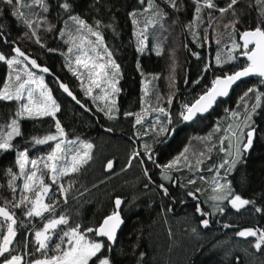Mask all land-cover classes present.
I'll return each mask as SVG.
<instances>
[{"label":"snow or ice","instance_id":"6c2138e0","mask_svg":"<svg viewBox=\"0 0 264 264\" xmlns=\"http://www.w3.org/2000/svg\"><path fill=\"white\" fill-rule=\"evenodd\" d=\"M242 3L243 0H223L221 6L220 0H191L192 19L184 25V28L191 33L193 43L197 48H202L210 41L215 42L218 46L222 45L226 48L227 54L222 56L220 51H217L216 68L212 67L211 62L204 64L202 72L205 74L212 72L210 86L206 85L192 101L181 104L177 122H195L198 118L204 117L220 98L229 96L233 85L242 78L256 77L259 85H264V0H254V3L253 0H247L243 7ZM138 4L139 8L129 11L127 15L133 25V36L137 39L136 52L143 53L146 41H149V29L159 25V28L165 31L166 22L171 16L167 9L179 12L184 5L177 0H138ZM51 7L48 0H31V2L0 0V11L6 10L15 18L18 25L24 29L23 35L28 36L30 33V38L41 49H45L46 45L42 42L40 29L43 28L45 32L53 35L58 32L56 38L67 46V51L61 53L65 58L67 71L80 81L81 91L92 99L96 112L102 113L109 121L117 119L120 112L117 97L122 90L118 86L121 66L113 58L114 53L107 46L101 31V28H108L115 32L113 25L104 24L101 19H95L94 24L90 25L80 16L71 14L72 4L68 0H57L58 9L63 10L75 25L74 28L70 27L65 21L64 27L57 28L58 20L50 22L49 19ZM34 8H39L44 15L36 13ZM253 10L257 16L254 26L250 20L246 22L244 19L245 15H250ZM225 18H227L226 22H223L225 32L218 34L217 28ZM177 20L178 17L173 18L172 23L175 24ZM140 23H143L142 28L139 27ZM0 34H3V26H0ZM151 35L155 36L154 33ZM225 36L229 41L227 44L224 43ZM4 44L9 45V51L0 52V63L7 65L9 75L0 88V101L15 102L16 107L4 122L0 123V153L14 152L15 167L18 171L14 172L12 168L6 170L10 177L7 188L11 193V199L5 198L4 203L0 205V264H116L112 253L115 251L118 231L124 223L122 217L124 201L118 196L115 197L112 201V210L90 225L72 219L66 208L68 196L76 190L74 188L77 182L76 174L81 173L92 159L94 145L79 138L67 139L65 127L57 115L62 110L61 105L45 83L44 76L38 74L49 73V69L38 64L36 59L31 58L19 46H15V42L10 41L7 35L4 36ZM184 47L187 48V45ZM46 50L53 52L56 49L47 47ZM152 50L156 56H161L163 47L158 37L152 41ZM169 55L172 59L171 70L174 73L177 66L174 52L170 51ZM192 55L198 60L202 58L200 53L195 51ZM21 65L22 68L18 67ZM28 65L31 69H36L37 73L32 72ZM225 65L232 67L226 68ZM137 70L143 75L139 63ZM84 73L87 74V82ZM55 83L81 109L85 112L89 111L69 85L59 78ZM141 83L143 84L144 81L142 80ZM171 83L172 85L176 83L174 76ZM192 83L198 85L200 80H193ZM94 89H99L103 95L94 94ZM142 92L144 96L148 95L143 88ZM250 97H252L251 101ZM97 100L104 101L103 107L95 103ZM159 101L160 97H157L158 104ZM173 101L174 93L167 97L169 109ZM140 104L139 112L125 111L123 115L125 118L135 117L132 128L136 139H132L133 144L137 143L141 135H149V132L152 134V143L145 142L138 145L140 150H131L126 166L122 167L121 171H126L133 163H137L146 181L144 188L148 189L154 185L148 169V163L151 162L160 170L159 176L162 181L155 183L154 186L158 189V194L168 197L169 188L164 182L175 184L172 173L182 170L179 165L183 163L190 172H201L200 165L203 164L206 153L211 152L212 148L206 147L204 151L198 152L195 164L191 163L186 155L189 151L187 147L167 163H158L154 159L153 145L165 143L167 137L175 132L173 116L170 110L163 106L153 107L151 110L159 116L150 129H143L141 133L137 130V126L143 128V122L148 115L143 96ZM241 104L242 112L239 110ZM237 105L235 110L225 109L226 112L230 111L233 123L224 129L228 137V147L221 146L219 149L224 153V158L218 165L214 164L207 169L208 172L215 173L210 183L211 195L206 201V203L211 202L208 204L211 211H206L199 203L197 193L201 192L200 188L186 189L185 183L179 184L181 189H185L186 196L196 201L194 212L199 215V226L202 228H208L209 217L224 214L227 205L237 212L251 205L256 213L264 215V206L257 207L255 200L245 199L235 193L232 181L228 179L237 165L243 161L244 154L253 147L258 131L254 116L258 109L264 108V90L257 85L248 87L239 97ZM46 117L50 118L55 131H49L44 135H30L24 141L25 146L21 150V146L15 142L16 138L23 139L25 135L21 121L40 122ZM220 130L219 125L214 129L216 132ZM104 131L110 132L112 129L105 128ZM223 139L222 137V142ZM43 145H48L50 150L36 158L30 156L29 146ZM113 169L114 161L108 159L104 171L109 172ZM199 179L203 181L205 178L201 175ZM195 184V179H187V185ZM85 191L89 189L85 188ZM17 192L20 193L18 199ZM61 198L65 207L57 214V208L61 206ZM180 202H184L183 198ZM17 209L20 210L19 215L22 219L18 217ZM171 211V207L161 209V212ZM35 219L40 220L42 227L35 226ZM29 224L33 227L28 228ZM223 227L227 229L231 225L224 223ZM192 232L196 233L197 229L193 228ZM234 235L247 241L251 249L255 250L254 253H250L255 258H260L256 254L264 256V229L248 227L236 231ZM133 255H136L135 246H133ZM144 256L145 253L140 252L136 264H143ZM235 264H240L238 256L235 257ZM261 264H264V260Z\"/></svg>","mask_w":264,"mask_h":264},{"label":"trees","instance_id":"16d2710c","mask_svg":"<svg viewBox=\"0 0 264 264\" xmlns=\"http://www.w3.org/2000/svg\"><path fill=\"white\" fill-rule=\"evenodd\" d=\"M48 2L52 6L50 22L58 20L57 28L64 27L65 21L70 27H75L68 19V15L58 9L57 0H48ZM68 2L72 4V15L80 16L90 25L94 24L95 19H101L104 24L111 23L115 29V32L108 28H101V31L107 46L114 53L113 58L121 66V79L118 86L122 90L117 97L120 109L117 119L109 121L102 113L96 112V107L90 98L84 95L81 88H78L79 80L73 77L65 67V58L61 53L66 52L67 46L62 40L56 38L58 32L53 35V33L45 32L43 28L40 29V36L46 48L57 50L48 52L46 48L41 49L35 44L34 40L30 38V33L28 36H24L23 27L18 25L15 18L6 10L0 11V26H3V34H0V52L9 51V45L4 44V36L7 35L10 41L15 42V46H19L31 58L36 59L41 66L47 67L54 79L44 77L45 83L53 91L54 97L61 105L62 110L57 115L65 127L67 139L76 140L79 138V140L94 145L92 159L81 173L76 174L77 182L74 185L76 190L68 196L66 208L69 215L73 220L90 225L112 210V201L115 197L124 198L122 207L124 223L118 232L115 251L112 253L116 264H136L140 252L145 253L143 264H235L237 256L240 259V264H261L264 256L256 254L257 257H260L257 259L251 255L250 253H254L255 250L251 249L247 241L236 237L234 233L248 227L264 229V215L256 213L251 205L245 206L239 212L227 205L224 214L209 217L208 228H202L199 226L200 217L194 212L196 201L187 197L185 189H181L179 184L185 183L186 189L200 188L201 192L197 193L199 203L206 211H211L208 207L211 202L206 203V201L207 197L211 195L210 183L215 173H210L207 169L214 164L218 165L224 158V153H221L219 149L221 146L228 147V137L224 129L233 123L230 111L237 109V101L248 87L257 85L261 90H264V85H259L258 78L250 77L239 83L227 99L218 101L209 115L200 117L189 125L177 122L181 104L184 102V95L193 99L206 85L210 86L212 72L203 73L204 64L211 62L212 67L216 68L212 55L218 50L222 56L227 54L226 48L210 41L207 57L205 46L197 48L193 43L191 33L184 28V25L192 19L191 0H177L178 3L184 5L179 12L167 9L171 16L166 22L165 31H162L159 25L151 28V33L155 34L154 37H158L162 42L161 56L155 55L150 40L146 41L143 53L136 52L137 39L133 36V25L127 13L139 8L138 0H68ZM245 3L247 0H243L241 6L243 7ZM220 4L223 6V0H220ZM33 10L41 16L44 15L39 8ZM177 17V22L173 24L172 19ZM204 19L207 20L206 15ZM244 19L246 22L250 20L254 26L257 19L256 12L251 11V14L245 15ZM226 20L227 18L217 28L218 34L225 32L223 22ZM141 25L143 23H140L139 27ZM224 43H229L226 36ZM184 45H187V48ZM170 51L174 52L177 65L174 73L171 70ZM193 51L200 53L202 58L196 59L192 55ZM138 63L143 75L141 71L137 70ZM225 67L231 68L232 65H225ZM8 73L7 65L0 63V88L3 87V81L7 79ZM173 76L176 81L175 85L171 83ZM57 78L69 85L78 99L89 108L88 112H85L60 92L55 83ZM197 79L200 80V83L193 85L192 81ZM142 88L148 93L147 96H144ZM173 93L174 101L169 109L167 97ZM94 94L99 96L102 93L99 89H94ZM142 96L148 115L143 122V128L138 125L137 130L142 133L143 129L151 128L154 124L153 120L158 114L151 109L156 106H163L170 110L175 124V132L167 137L165 143L153 145L154 159L158 163H167L187 147L189 151L186 155L189 161L195 164L198 152L204 151L206 147L212 148L211 152L206 153V158L200 165L201 172H190L183 163L179 165L182 170L172 173L175 184L164 182L169 188L170 195L168 197L158 194V189L154 186L155 183L162 181L159 176L160 170L155 168L151 162L148 163V169L154 185L148 189L144 188L146 181L141 167L137 163H133L130 169L121 171V168L126 166L131 150L138 149V145L141 143H152V134L149 132V135H141L137 143L133 144L132 139H136L132 128L135 117L125 118L123 115L125 111L139 112ZM157 97H160L159 104ZM249 99L251 101L252 97ZM97 104L103 107V104L99 102ZM15 107V102L0 101V123L4 122ZM225 109L230 111L226 112ZM239 110L243 111L242 104L239 106ZM254 121L258 131L253 147L247 156L244 154L243 161L237 165L228 179L232 181L235 193L245 199L255 200L256 206L262 207L264 206V196H262L264 194V108L257 110ZM21 125L25 134L24 138L18 137L15 141L21 146V150L25 146L24 141L30 135H44L49 131H55L50 118L47 117L40 122L23 120ZM217 125L221 129L219 132L214 131ZM105 128H111L112 131L106 132ZM209 137L210 139H206ZM222 137L224 138L223 142L221 141ZM49 150L48 145L29 146V153L33 158L39 157ZM108 159L114 161V169L111 174L104 172V165ZM8 168H12L14 172L18 171L15 167L14 152L0 153V205L4 203L5 198L11 199V193L7 188V181L10 179L6 173ZM223 174V170H221V175ZM201 175L204 176L205 181L199 179ZM188 178L195 179L196 184L187 185ZM18 183L21 182L18 181ZM85 188L89 191H85ZM19 195L20 193L17 192V199ZM182 198L183 203L180 202ZM60 205L57 208V214L65 207L63 198L60 200ZM168 207H171V212H161L162 208ZM16 211L18 217L22 219V216L19 215L20 210ZM39 222V219H35L36 227L42 226ZM224 223L230 224L231 227L225 229ZM27 227L32 228L33 225L29 224ZM193 228L197 229L196 233L192 232ZM248 239L252 240L253 238ZM133 246L136 250L135 256L133 255Z\"/></svg>","mask_w":264,"mask_h":264},{"label":"water","instance_id":"95a60500","mask_svg":"<svg viewBox=\"0 0 264 264\" xmlns=\"http://www.w3.org/2000/svg\"><path fill=\"white\" fill-rule=\"evenodd\" d=\"M28 67L31 69V66L30 65H28ZM34 73H37V70L36 69H31ZM50 73V72H49ZM38 73V74H41V75H43L45 78H51V79H54V76L50 73ZM248 78H250V77H245V78H242L240 81H237V83L235 84V85H233V87H232V89L230 90V93H229V95L231 94V92L234 90V88L239 84V83H241L242 81H244V80H246V79H248ZM58 86V85H57ZM59 88V87H58ZM60 90V89H59ZM60 92L64 95V96H66L68 99H70L71 100V98L70 97H68L65 93H63L62 92V90H60ZM229 96H227V97H224V98H220V100H225V99H227ZM219 100V101H220ZM77 105V104H76ZM79 106V105H78ZM216 105H214V107H215ZM214 107H213V109H214ZM213 109H211L208 113H205L204 114V117L205 116H207V115H209L210 113H211V111L213 110ZM184 123H186V124H192L193 122H184ZM252 149V148H251ZM251 149L249 150V152L248 153H246L245 155L247 156L249 153H250V151H251ZM105 172V171H104ZM113 172V170H111V171H109V172H105L106 174H111ZM123 201H125L124 200V198H121ZM122 207H123V205H122ZM123 225V224H122ZM122 227V226H121ZM119 232V231H118Z\"/></svg>","mask_w":264,"mask_h":264},{"label":"rangeland","instance_id":"374dc122","mask_svg":"<svg viewBox=\"0 0 264 264\" xmlns=\"http://www.w3.org/2000/svg\"><path fill=\"white\" fill-rule=\"evenodd\" d=\"M141 28L143 27V25H141L140 26ZM149 32H150V36H149V40L151 41V46H152V41L155 39V37L153 36V35H151V34H153V33H151V29H149ZM191 39H192V41H193V37H192V35H191ZM205 46V48H206V55H207V57H208V44H205L204 45ZM66 51H67V49H66ZM221 53V52H220ZM216 56H217V52H215L213 55H212V59H213V61L215 62V59H216ZM241 59H243L242 57H241ZM18 67H20V68H22L23 67V65H21V66H18ZM29 68V67H28ZM30 69V68H29ZM31 70V69H30ZM32 71V70H31ZM33 72V71H32ZM8 75H9V73H8ZM39 75H41V74H39ZM8 78V77H7ZM84 78H85V82H87V74L86 73H84ZM75 88V87H74ZM78 88H80V81H79V83H78ZM101 95H103V94H101ZM184 102L187 100L188 102H190V101H192V99L191 98H189V96H185L184 95ZM90 101L92 102V104H93V101H92V99L90 98ZM101 103V104H103L104 105V101H102V100H97L95 103L97 104V103ZM183 102V103H184ZM94 105V104H93ZM157 115V117L159 116V114H156ZM157 117H156V119H157ZM156 119H154L153 121H154V123H155V121H156ZM203 181H205V179L203 180ZM230 206V205H229ZM42 227V226H41Z\"/></svg>","mask_w":264,"mask_h":264},{"label":"bare ground","instance_id":"6f19581e","mask_svg":"<svg viewBox=\"0 0 264 264\" xmlns=\"http://www.w3.org/2000/svg\"><path fill=\"white\" fill-rule=\"evenodd\" d=\"M221 1H222V0H221ZM12 24H13V23H12ZM56 51H57V50H56ZM64 52H65V51H64ZM64 60H65V59H64ZM136 61H138V60H136ZM43 65H44V64H43ZM50 81H51V80H50ZM52 89H53V88H52ZM215 121H216V120H215ZM220 133H221V132H220ZM220 133H219V134H220ZM141 144H142V143H141ZM204 188H206V187H204ZM19 218H20V217H19ZM39 223H40V222H39ZM38 226H39V225H38Z\"/></svg>","mask_w":264,"mask_h":264},{"label":"flooded vegetation","instance_id":"af4514ba","mask_svg":"<svg viewBox=\"0 0 264 264\" xmlns=\"http://www.w3.org/2000/svg\"><path fill=\"white\" fill-rule=\"evenodd\" d=\"M25 259H28V257H25Z\"/></svg>","mask_w":264,"mask_h":264}]
</instances>
